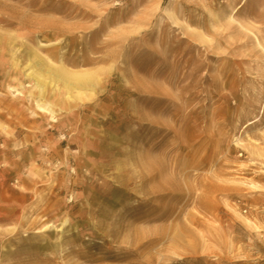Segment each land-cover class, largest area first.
Returning <instances> with one entry per match:
<instances>
[{
    "label": "rangeland",
    "instance_id": "obj_1",
    "mask_svg": "<svg viewBox=\"0 0 264 264\" xmlns=\"http://www.w3.org/2000/svg\"><path fill=\"white\" fill-rule=\"evenodd\" d=\"M243 1L174 0L175 23L169 0H0V264H264V0ZM30 47L92 72L81 113L6 87ZM166 106L195 111L176 143Z\"/></svg>",
    "mask_w": 264,
    "mask_h": 264
},
{
    "label": "bare ground",
    "instance_id": "obj_2",
    "mask_svg": "<svg viewBox=\"0 0 264 264\" xmlns=\"http://www.w3.org/2000/svg\"><path fill=\"white\" fill-rule=\"evenodd\" d=\"M173 1L174 0H169L165 11L173 17V21L177 23L178 21L174 13ZM245 2L246 0L242 3ZM242 5L243 4L239 5V7ZM236 12L237 10L235 7L229 16L230 20L239 23L243 29L252 31L247 25L235 18L233 14ZM255 37L257 46L264 52V42L257 35H255ZM44 44L45 43H39V46ZM59 52L61 55H57V60H54L51 57H45L39 49L30 47L27 53L29 54V60L31 62H28L25 66L21 65V69L23 68L25 71L24 77L26 81L16 75L12 76L8 83H6V87L12 91L14 96L26 98L35 108L43 111L47 119L51 122H58L59 115L66 111L72 112L77 110L78 113H81L80 107L84 104V101H86V99H91L95 95V92H93L92 95H88L82 91V89L86 88L88 85L94 84L90 79L92 72L72 69L70 63L64 59L63 51ZM97 60L99 59L94 58L91 61ZM34 64L35 67L27 72V69L33 67ZM198 71L199 67L194 68L195 73ZM161 75L164 76V79L167 82L174 80V83H176L179 81L178 77L176 78L174 74H167L166 70H164ZM13 82L15 84H12ZM64 106H66V108H64ZM12 108L20 111L15 105L12 106ZM161 113L163 114L161 121L163 127L161 129L166 131L164 138L169 137L173 143H176L180 138V128L183 127L184 129V127H191L193 121L192 116L195 111L189 112L182 118L177 106H174L173 108L166 106ZM30 115H37V113L34 110H30ZM24 120L29 122L30 116L24 118ZM257 120L258 118L251 121V123ZM196 122L197 120L193 121V124ZM164 151L166 155V150ZM251 186L256 190H261V187L258 185L252 183ZM192 218H196V216L192 215L191 219ZM69 222V218L66 217L60 224L50 223L41 231L56 229L63 233L70 230V228L67 229L68 226L71 225ZM58 243L59 245L62 244V240H59Z\"/></svg>",
    "mask_w": 264,
    "mask_h": 264
}]
</instances>
